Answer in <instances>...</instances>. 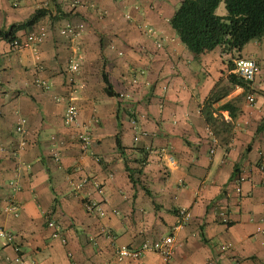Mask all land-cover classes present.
<instances>
[{
  "label": "crops",
  "instance_id": "0c3cea01",
  "mask_svg": "<svg viewBox=\"0 0 264 264\" xmlns=\"http://www.w3.org/2000/svg\"><path fill=\"white\" fill-rule=\"evenodd\" d=\"M180 1L0 0V28L47 11L35 23L45 31L35 49L0 38V226L13 234L0 239V264H264V66L255 51L239 53L260 64L244 89L228 78L231 53L190 52L168 22ZM66 24L82 28L74 41L59 32ZM212 93L220 96L212 114L233 123L227 147L203 113ZM70 100L78 120L66 126ZM80 131L90 136L85 150ZM52 137L66 139L58 160ZM238 172L247 178L239 194ZM82 177L102 193L92 182L76 189ZM88 194L103 215L85 211ZM181 208L189 219L176 227ZM169 233L168 262L152 251L116 257L121 246Z\"/></svg>",
  "mask_w": 264,
  "mask_h": 264
},
{
  "label": "trees",
  "instance_id": "16d2710c",
  "mask_svg": "<svg viewBox=\"0 0 264 264\" xmlns=\"http://www.w3.org/2000/svg\"><path fill=\"white\" fill-rule=\"evenodd\" d=\"M220 1L224 2V15L215 12ZM46 12V9L38 8L24 22L0 28V38L8 42L12 38H23L27 33L37 30L35 23ZM168 22L179 41L193 54L211 51L216 47H220L221 53H231L232 57L227 60L226 67L227 70H232L235 65L233 59L239 57L243 46L251 39L264 37V0H181ZM20 28H26V32L23 35H15ZM228 78L233 84L241 85L244 89L247 82L252 81L244 80L234 72H230ZM103 79L107 94L112 95V87L105 74ZM213 96L212 93L206 100L203 113L219 143L226 146L232 134L233 123L225 120L220 114H212L209 105L220 97ZM220 108L227 109L232 119L235 117L231 114L229 102H225Z\"/></svg>",
  "mask_w": 264,
  "mask_h": 264
},
{
  "label": "built area",
  "instance_id": "2783aa9c",
  "mask_svg": "<svg viewBox=\"0 0 264 264\" xmlns=\"http://www.w3.org/2000/svg\"><path fill=\"white\" fill-rule=\"evenodd\" d=\"M147 31L149 33H152L153 30L152 28H148ZM60 34L65 35L69 37L71 41H74L76 37L80 35L82 32L81 26H73L71 24H66L62 28L59 29ZM45 37V31L40 28L35 31L27 33L23 38L18 39V38H12L9 41V44L11 47L14 48H25V47H32L35 49L40 43L43 42ZM157 46L161 45V42L158 41L156 42ZM77 50V47H75V52ZM234 68L233 72L237 74L239 77H241L244 80L250 81L253 80L256 74L258 73L260 66L259 63L249 57H237L234 59ZM67 69L69 71H75L78 69V60H77V55L75 57H72L67 64ZM70 82L73 80L71 77L69 78ZM43 87L48 88V85L43 82ZM246 102L249 105H253L255 97L252 93H247L246 94ZM56 100L62 99L61 96L56 95L55 96ZM78 120V108L77 106L70 100L66 104L63 114H62V122L66 126H70L73 124H76ZM17 130L22 131L23 130V125L22 122H20L17 125ZM139 134H146V131L142 130ZM77 141L79 142L80 146L82 149H87L91 143L90 136L86 131H80L77 132L76 134ZM134 139H138L137 136L134 137ZM66 143V139L64 138H57V137H52L51 138V145H52V155L55 160L59 159V147L63 144ZM246 175L242 172H238L234 175L233 178V185L234 189L236 192L239 194L241 192V185L242 183L246 180ZM91 183L94 185L95 189L97 190L98 194L102 193V187L101 185L96 182L95 180H91L87 177H82L79 179L78 182L74 183V187L76 189H80L81 186ZM83 206L86 212L90 213H98L99 215L104 214V208L102 207V204L100 200L96 199L93 197V195H87L86 198L83 201ZM9 209H14V206H8ZM190 213L188 210L181 208L177 212V226L182 225L183 223L187 222L189 219ZM224 221H227V217L223 218ZM264 221V214L261 219ZM47 224L49 226H54V222L52 220L47 221ZM260 229V227H258ZM58 233L55 231L53 233L54 236H56ZM0 238L4 239L6 242H10L13 239V234L10 230L7 228L0 226ZM221 249H226L230 248L227 244H222L220 245ZM147 251H152L159 256L165 261L168 262L172 259L174 252H175V240L174 236L172 233H169L161 238H157L155 240H144L141 242L138 246H121L118 248L116 257L118 260H136L140 256H142L145 252ZM16 260H19L17 257Z\"/></svg>",
  "mask_w": 264,
  "mask_h": 264
},
{
  "label": "rangeland",
  "instance_id": "374dc122",
  "mask_svg": "<svg viewBox=\"0 0 264 264\" xmlns=\"http://www.w3.org/2000/svg\"><path fill=\"white\" fill-rule=\"evenodd\" d=\"M215 12L219 15L226 14V9L223 1H220L218 6L216 7ZM262 43H264V37L260 39H251L243 46L239 53H241L242 55H250V52L255 51L256 53L254 56L252 55V57L258 59L261 65L264 66V44ZM261 44L262 46H260ZM237 54L238 53H235V55Z\"/></svg>",
  "mask_w": 264,
  "mask_h": 264
}]
</instances>
